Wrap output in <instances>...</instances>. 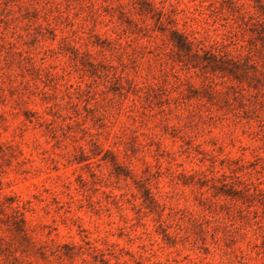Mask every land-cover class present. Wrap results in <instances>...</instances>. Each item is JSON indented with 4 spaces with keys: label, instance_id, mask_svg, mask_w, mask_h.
Masks as SVG:
<instances>
[{
    "label": "clouds",
    "instance_id": "1",
    "mask_svg": "<svg viewBox=\"0 0 264 264\" xmlns=\"http://www.w3.org/2000/svg\"><path fill=\"white\" fill-rule=\"evenodd\" d=\"M0 264H264V0H0Z\"/></svg>",
    "mask_w": 264,
    "mask_h": 264
}]
</instances>
